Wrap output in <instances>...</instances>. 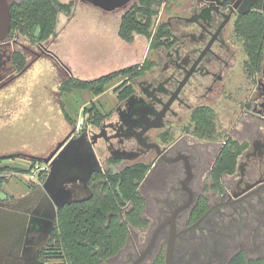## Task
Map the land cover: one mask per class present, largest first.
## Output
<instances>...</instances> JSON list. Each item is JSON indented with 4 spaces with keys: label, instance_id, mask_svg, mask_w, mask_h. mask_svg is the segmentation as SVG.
<instances>
[{
    "label": "flooded vegetation",
    "instance_id": "af4514ba",
    "mask_svg": "<svg viewBox=\"0 0 264 264\" xmlns=\"http://www.w3.org/2000/svg\"><path fill=\"white\" fill-rule=\"evenodd\" d=\"M81 1L106 13L122 11L121 24L124 15L134 12L142 2L128 0L121 5L123 0ZM162 1L165 2L155 0V3ZM183 1H166L165 6L169 5L172 13L165 17L164 8L156 25L167 24L172 33L169 44L159 48L165 54L162 68L158 71L153 63L126 77L128 83L124 88L130 91L126 97L118 99L117 118L107 121V116L99 120V131L85 126L80 132L79 135L89 138L102 134L94 144L101 168L94 171L87 182L70 184L73 201L92 197L98 185L92 177L106 173L98 156L102 146L99 144L104 143L109 152L107 160L125 163L120 170L140 163L151 165L154 172L142 191L152 189L153 195L143 194L147 207L154 203V210L160 215L146 245L134 238V231L142 228L133 229L116 263L151 264L158 252L165 247L167 251L171 224L161 230L150 254L139 260L156 227L177 211L178 236L173 264H231L238 253H243L248 264H264V37L261 56L254 60L238 30L250 14L264 17V0H189L184 12L177 4L181 2V6H185ZM8 2L12 11L13 5L21 0ZM13 20L12 13L8 34L0 40V92L29 68L27 55L32 52L31 46L17 49L22 32L13 26ZM174 21L194 27L192 30L181 27L178 32ZM49 40L40 43L37 58L40 53L49 55L45 48ZM18 53L25 57L24 65L17 58ZM188 87L190 95L197 100L189 125L181 122V107L189 99ZM171 99L173 102L167 106ZM220 99L232 107L225 131L219 128L221 123L214 107V102ZM165 108L162 126L145 131ZM200 108L207 109L212 118L215 131L212 136L199 135ZM155 132L156 139L152 138ZM79 135L73 132L71 137ZM141 140L158 143L161 153L155 148L149 150ZM232 140L239 148L243 147L237 157L236 170L223 175L221 187L215 188L211 176L213 165L222 148ZM211 148L217 152L206 175L203 172L210 163ZM145 158L150 162L140 160ZM7 173V169L0 172V264H59L53 243L61 208L55 210V201L59 197L43 183L20 181L18 190L11 185ZM77 187L89 194L77 198ZM146 209L144 216L150 221Z\"/></svg>",
    "mask_w": 264,
    "mask_h": 264
},
{
    "label": "rangeland",
    "instance_id": "374dc122",
    "mask_svg": "<svg viewBox=\"0 0 264 264\" xmlns=\"http://www.w3.org/2000/svg\"><path fill=\"white\" fill-rule=\"evenodd\" d=\"M60 1L64 3L75 1L76 5L73 6L71 14L59 13L56 35L51 37L48 43L45 42L49 55L40 53L37 58V52L40 51L38 46L41 43L36 37L37 32L32 33L33 36L21 34L17 49L25 50L24 47L28 46L32 48V52L27 55L29 68L0 92V160L3 159L0 161V168L6 167L7 176L12 182L10 184L14 188L18 187L20 181L38 184L29 177V168L40 162V166L45 169L42 160L50 156L68 134L74 132L79 135L85 126L91 131H99V120L102 121L107 116H109L107 121L110 118L116 119L115 107L128 83L126 77L119 76L107 83L102 92L95 94L82 89L62 92L61 86L64 81L70 77L93 80L130 65L143 63L145 60L153 62L156 65L155 69L159 71L165 61L163 50L152 48L151 38L135 33L133 41L129 42L120 36L122 11L106 13L81 0ZM165 2H156L154 5L155 26L159 24L164 8L165 17L172 13L173 9H170L169 5L165 6ZM183 2L186 4L189 0ZM177 4L184 12L183 8L187 4L185 6H181V2ZM174 23L179 27L178 32L183 27L186 30H192L194 27L187 26L183 21ZM187 92L186 96L189 99L187 104L181 107V122L189 125L190 113L197 100L190 95L189 87ZM214 107L218 122L221 123L219 128L225 131L232 107L222 99L216 100ZM96 110L102 115L99 120L91 116ZM152 138L156 139V132ZM99 146L101 148L98 156L106 172L124 167L125 163L107 160L109 152L104 143ZM216 152L217 150L211 148L210 163L205 166L203 172L206 175ZM140 160L150 162L146 158ZM143 192L146 195H153L152 189L145 188ZM88 194L81 192L77 187V198ZM154 205L152 203L146 209V214L151 218L149 227L146 230L134 231V238L140 240L143 245L148 243L149 235L151 237L153 229L159 222L160 215L154 210L156 209ZM161 252L165 264L166 247Z\"/></svg>",
    "mask_w": 264,
    "mask_h": 264
},
{
    "label": "trees",
    "instance_id": "16d2710c",
    "mask_svg": "<svg viewBox=\"0 0 264 264\" xmlns=\"http://www.w3.org/2000/svg\"><path fill=\"white\" fill-rule=\"evenodd\" d=\"M154 5L155 0H142L134 12L124 15L119 29L120 36L131 42L135 33L145 35L152 39L153 49L169 44L172 33L168 25L157 27L154 24ZM73 6V1L64 3L60 0H21L12 8L13 26L27 36H33L32 33L37 32L38 41L44 42L56 35L59 13L71 14ZM238 30L245 38L247 51L257 60L261 56L264 17L258 13L250 14ZM18 55L17 58H20L24 65L25 57L20 53ZM149 65L153 66V62L145 60L144 64H133L93 80L70 77L64 81L61 90L65 92L82 89L98 94L112 79L119 76L128 77L134 71L139 72L140 67L144 66L146 69ZM129 91L130 89L124 88L121 97H126ZM100 115L96 110L91 116L99 120ZM199 115V135H214L208 110L200 108ZM242 149L243 147L239 148L233 140L222 148L211 173L215 188L221 187L223 175L232 174L236 170L237 157ZM4 169L6 167L0 168V172ZM153 172L150 164L140 163L120 171L109 170L105 174H95L92 180L97 181L98 185L92 197L62 206L58 212L53 236L59 264H118L116 260L126 247L133 229H144L150 223L144 216L147 199L142 187L148 183L147 179ZM231 262L249 263L243 258V253H238ZM151 264H164L163 253L158 252Z\"/></svg>",
    "mask_w": 264,
    "mask_h": 264
},
{
    "label": "water",
    "instance_id": "95a60500",
    "mask_svg": "<svg viewBox=\"0 0 264 264\" xmlns=\"http://www.w3.org/2000/svg\"><path fill=\"white\" fill-rule=\"evenodd\" d=\"M127 2L128 0H123L120 4L124 5ZM11 23V5L8 0H0V40L5 39L7 36L8 33L6 32L9 31ZM173 100L174 99H171L167 106L171 104ZM165 111L166 108L162 112V115L156 119V122L146 128L145 131L152 127L158 128L162 126L161 120ZM145 131L143 130L142 134H144ZM72 134L73 132L68 134L66 138H64L52 151L50 156L42 160L45 163L50 164V172L44 182V187L52 194L56 193L59 197V200L55 201V210L74 200V193L69 187L70 184L78 181L87 182L91 174L101 168L100 161L94 149V144L96 143L98 137H101L102 134H95L92 138H89L85 134L71 137ZM140 142L149 150L155 148L158 154L161 153L160 145L158 143L147 142L146 140H141ZM176 213L177 211L172 215V217L160 223L156 227L150 243L143 251L139 260H142L150 254L158 240L161 230L167 224H171V235L168 240L166 251V264H173L174 251L178 236V232L175 227Z\"/></svg>",
    "mask_w": 264,
    "mask_h": 264
},
{
    "label": "built area",
    "instance_id": "2783aa9c",
    "mask_svg": "<svg viewBox=\"0 0 264 264\" xmlns=\"http://www.w3.org/2000/svg\"><path fill=\"white\" fill-rule=\"evenodd\" d=\"M44 164L45 169L40 166V162L31 165V167L29 168V177L31 178V180H34L38 184L44 183L50 172V164L45 162Z\"/></svg>",
    "mask_w": 264,
    "mask_h": 264
}]
</instances>
